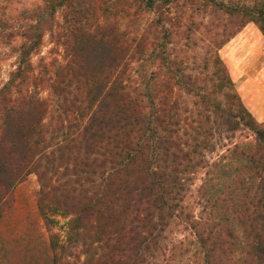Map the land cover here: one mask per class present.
I'll use <instances>...</instances> for the list:
<instances>
[{"label":"trees","instance_id":"1","mask_svg":"<svg viewBox=\"0 0 264 264\" xmlns=\"http://www.w3.org/2000/svg\"><path fill=\"white\" fill-rule=\"evenodd\" d=\"M144 10L155 17L122 27ZM24 14L0 88V264H264V124L220 54L249 23L264 36V0H44ZM46 34L61 59L38 68ZM31 173L47 229L48 209L69 217L67 243L50 231L42 257L1 228Z\"/></svg>","mask_w":264,"mask_h":264},{"label":"rangeland","instance_id":"2","mask_svg":"<svg viewBox=\"0 0 264 264\" xmlns=\"http://www.w3.org/2000/svg\"><path fill=\"white\" fill-rule=\"evenodd\" d=\"M44 0H0V88L9 79L10 73L16 68L18 61V45L21 40L15 32L20 29L24 10L32 8ZM134 9V8H133ZM132 9V11H134ZM60 12V13H59ZM58 16H61V11ZM133 13V12H132ZM139 20L133 15L122 19V27L134 30L138 23L144 25L155 17L152 11L144 10ZM142 25V26H143ZM198 45L203 42L198 40ZM194 46L191 44L190 47ZM200 52V51H198ZM62 51L52 41L49 34L44 37L39 53L33 57V63L39 68L41 59L50 62L54 58L61 59ZM193 52H189L191 56ZM220 54L234 81L235 89L240 95L243 104L254 114L256 119L264 124V36L254 23L247 24L221 50ZM192 62L191 59H188ZM44 95L48 96V88ZM240 136V133H237ZM222 148L210 156H216ZM192 185L193 192L201 184L202 174L196 175ZM40 191V182L36 174L31 173L15 190V210L1 225L7 234L12 231L20 244L29 246L35 255L42 257L48 250L50 231L58 234L62 243H67L69 217L54 213L48 209V214L54 218L50 231L40 215L37 199ZM197 217L201 216V207L194 204ZM178 229V228H177ZM173 230L175 237L182 236V232ZM84 256L81 257V260Z\"/></svg>","mask_w":264,"mask_h":264}]
</instances>
